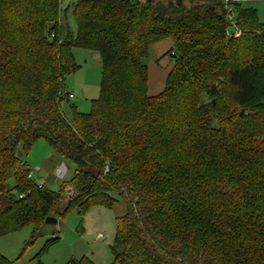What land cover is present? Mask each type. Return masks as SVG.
<instances>
[{
  "label": "trees",
  "instance_id": "obj_1",
  "mask_svg": "<svg viewBox=\"0 0 264 264\" xmlns=\"http://www.w3.org/2000/svg\"><path fill=\"white\" fill-rule=\"evenodd\" d=\"M162 39L173 65L150 95L144 60ZM73 47L98 53L100 91L89 112L69 104L66 117ZM39 138L75 165L59 190L32 181L21 157ZM117 198L125 212L115 218L114 263L264 264V21L255 8L0 0V235L28 224L34 235L47 216H82ZM0 264L14 262L0 253Z\"/></svg>",
  "mask_w": 264,
  "mask_h": 264
},
{
  "label": "rangeland",
  "instance_id": "obj_2",
  "mask_svg": "<svg viewBox=\"0 0 264 264\" xmlns=\"http://www.w3.org/2000/svg\"><path fill=\"white\" fill-rule=\"evenodd\" d=\"M73 1L62 0V8ZM241 3L255 8L258 19L264 21V0H242ZM69 25L75 33L76 26L71 16ZM72 52L78 69L65 78V91L73 96L61 104L66 117L70 116L69 104L79 112H89L100 91L101 62L98 53L79 47H73ZM163 56L171 61L168 55ZM159 59L150 47L144 61L148 64ZM21 157L30 167L32 181L44 184L49 190H59L63 183L69 181L75 168L73 162L58 156L44 138L37 139L30 151ZM59 168L62 171L57 172ZM6 184L11 187L12 179H8ZM69 189L66 187L64 194L71 195ZM124 212L125 205L118 198L111 208L92 206L82 216L76 209H71L64 217L56 218L54 223L43 222L34 235L33 224L0 235V253L14 264H64L81 256L90 258L94 264H118L113 261L110 246L115 233V218ZM51 237H59V240L37 256Z\"/></svg>",
  "mask_w": 264,
  "mask_h": 264
},
{
  "label": "crops",
  "instance_id": "obj_3",
  "mask_svg": "<svg viewBox=\"0 0 264 264\" xmlns=\"http://www.w3.org/2000/svg\"><path fill=\"white\" fill-rule=\"evenodd\" d=\"M242 1V0H241ZM172 46L170 39H162L151 45L153 50L156 52L157 59L160 57L159 61L150 62L148 66V93L150 95H155L159 93L165 84V79L167 73L171 69L173 63L168 61L164 57V53L168 51ZM150 50V49H149Z\"/></svg>",
  "mask_w": 264,
  "mask_h": 264
},
{
  "label": "built area",
  "instance_id": "obj_4",
  "mask_svg": "<svg viewBox=\"0 0 264 264\" xmlns=\"http://www.w3.org/2000/svg\"><path fill=\"white\" fill-rule=\"evenodd\" d=\"M226 2H227V0H224V3H226ZM226 9H227V12H231V10H232L231 7L227 6V5H226ZM229 18L231 20L230 27L234 28V32H230L229 28H228V33H232V34H234L236 36L239 35V30L235 29V27H234V18L232 16V14L229 16ZM67 96H68V98H72L73 97L71 94H68ZM60 171H62V168L57 169V172H60ZM19 196L21 197L22 195H19ZM99 236H101V234H99Z\"/></svg>",
  "mask_w": 264,
  "mask_h": 264
},
{
  "label": "water",
  "instance_id": "obj_5",
  "mask_svg": "<svg viewBox=\"0 0 264 264\" xmlns=\"http://www.w3.org/2000/svg\"><path fill=\"white\" fill-rule=\"evenodd\" d=\"M229 31L230 32H234V28L233 27H229ZM56 218L55 217H53V216H47L45 219H44V222L45 223H54V222H56Z\"/></svg>",
  "mask_w": 264,
  "mask_h": 264
}]
</instances>
